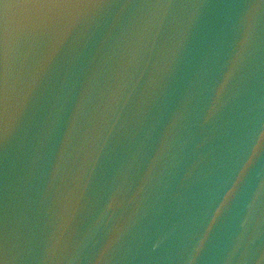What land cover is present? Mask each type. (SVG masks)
Wrapping results in <instances>:
<instances>
[{"label": "water", "instance_id": "95a60500", "mask_svg": "<svg viewBox=\"0 0 264 264\" xmlns=\"http://www.w3.org/2000/svg\"><path fill=\"white\" fill-rule=\"evenodd\" d=\"M0 264H264V0H0Z\"/></svg>", "mask_w": 264, "mask_h": 264}]
</instances>
